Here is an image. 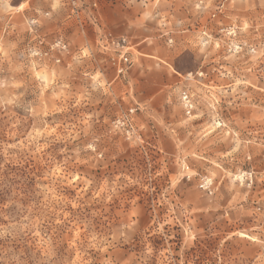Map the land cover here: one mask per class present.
Listing matches in <instances>:
<instances>
[{
    "label": "rangeland",
    "instance_id": "1",
    "mask_svg": "<svg viewBox=\"0 0 264 264\" xmlns=\"http://www.w3.org/2000/svg\"><path fill=\"white\" fill-rule=\"evenodd\" d=\"M121 6L194 17L186 49L129 43L130 70L177 80L116 75L97 41ZM37 36L69 52L33 57ZM0 264H264V0H0Z\"/></svg>",
    "mask_w": 264,
    "mask_h": 264
},
{
    "label": "crops",
    "instance_id": "2",
    "mask_svg": "<svg viewBox=\"0 0 264 264\" xmlns=\"http://www.w3.org/2000/svg\"><path fill=\"white\" fill-rule=\"evenodd\" d=\"M128 10L121 6L120 8H105L103 10L104 23L115 34L125 36L128 38L129 43L135 45H141V49L145 50V54L148 56H154L150 51L153 49V43L160 41L163 46L168 45L170 47L179 48L184 46L185 49L191 46V41H182L179 36L174 32L178 29L176 24L183 22L182 18H189V25H194V17L184 14L185 12H177L171 10L158 11L155 14H139L134 18H130L127 15ZM149 17H154L156 20L154 26L148 21ZM191 17V18H190ZM95 19V18H93ZM94 22V20H93ZM94 29H98L94 23ZM191 34L196 30L191 27L188 29ZM171 39V42L168 40ZM175 40V41H174ZM184 44V45H183ZM166 47V46H165ZM161 56V55H160ZM164 57V56H161ZM166 64L171 65L176 63L175 56H169L162 58ZM147 67H153L147 69ZM176 74L182 75V73L176 69H173ZM169 70L161 63H155L154 60L149 58H140L133 68L130 70L128 79L129 83L138 85L148 80V74L156 73L164 76V80L170 75L172 80H177L178 76L174 72ZM146 75V78L142 80L141 75ZM161 81H157V88L160 87ZM154 93H151L153 95Z\"/></svg>",
    "mask_w": 264,
    "mask_h": 264
},
{
    "label": "built area",
    "instance_id": "3",
    "mask_svg": "<svg viewBox=\"0 0 264 264\" xmlns=\"http://www.w3.org/2000/svg\"><path fill=\"white\" fill-rule=\"evenodd\" d=\"M221 6H218L220 9ZM216 13H213L215 17ZM30 30L33 33L37 32L36 20L30 21ZM220 32L227 36V50L233 53H242L244 50L247 52H257L256 47L244 39H238V28L235 25H226L220 27ZM205 35L206 32L204 31ZM37 43L30 48L31 55L38 59L48 60L52 59L56 63H60L63 53L69 52L68 43L62 37H56L49 41L45 36H37ZM204 39V38H203ZM171 42V39L168 40ZM98 48L107 55V58L114 68L118 77H125L134 63V59L130 53V44L126 36H116L111 32H104L100 34L97 41ZM55 52V55H54ZM182 101L187 114H191L193 110L192 97L187 91L182 92ZM135 112V108L129 109V114L121 118L119 122L127 128L128 133L132 132L133 125L131 114Z\"/></svg>",
    "mask_w": 264,
    "mask_h": 264
}]
</instances>
